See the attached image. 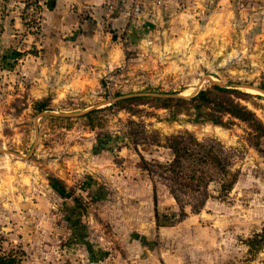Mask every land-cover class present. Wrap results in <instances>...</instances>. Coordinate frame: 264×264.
Returning <instances> with one entry per match:
<instances>
[{"label": "rangeland", "instance_id": "rangeland-1", "mask_svg": "<svg viewBox=\"0 0 264 264\" xmlns=\"http://www.w3.org/2000/svg\"><path fill=\"white\" fill-rule=\"evenodd\" d=\"M23 1L27 6L32 2ZM241 3L243 6L238 7L247 9L245 24L250 26L243 28L242 35L237 38L235 34L229 36L226 51L220 43L209 47V43L194 45L188 42L177 44L171 50L164 49L161 54L156 49L146 54L142 49L129 52L132 56L128 64L105 80L102 100L109 104L93 113L91 121L84 116L98 109L73 111L81 107L68 105L62 107L59 114L38 116L29 111L23 119L1 127L0 181L4 182H0V264H18L15 259L26 261L27 258L19 249H14V255L1 250L2 242H9L1 229L4 219L11 217L5 206L9 204L6 199L13 192L17 193L16 185L12 187L5 183L11 177L19 179L20 195L27 193V179H30L31 193L37 196L45 192L50 196L53 209L60 217V210L67 211L70 205L57 193L77 199L79 213L95 215V240L109 249L106 251L109 256L115 250H120L123 257L129 254L122 260L126 264H150L158 255L166 262L170 261L169 264H264V129L221 115L215 106L189 108L185 112L189 103L173 101L191 98L211 85L227 87L233 92L225 98L216 97V106L225 107L226 99H229L249 110L264 126V93L256 90H264V0H241ZM24 17L27 20L28 14ZM173 106L179 107V113H175L177 110ZM27 108L14 106L13 115ZM212 117L221 120L222 124L209 122ZM194 118L199 121H189ZM184 131L200 141L219 142L226 149V160L231 173L236 175V182L228 194L219 195L216 184L219 176L213 175L214 181L209 186L211 197L200 213L191 215L190 207L184 205L190 214L184 221L155 236L151 233L147 238L148 250L135 249L131 246L134 240L130 229L139 222L150 224L155 219L150 218L149 209L142 221L132 217L130 211L138 212L139 203L133 202L148 195L151 186L137 156L134 155L132 160L121 158L119 163L110 154H114L116 145L127 143L125 133H129L147 163L163 164L172 156L162 147L164 136ZM96 137L101 145L112 149L111 152L93 155L90 146L95 144ZM156 139L160 146L154 142ZM75 142L83 147L79 154L83 160L82 171L78 174L69 172L64 177L54 169L65 164L63 146L68 145L70 151ZM72 156L73 153H67L68 165H73L70 164ZM88 173L95 176L97 185H88ZM46 179L54 181L57 193L45 186ZM152 182L159 201L161 216L158 224L169 226L178 222V209L170 200L166 186L157 176ZM133 195L137 197L135 200L129 198ZM181 201H188V196L182 195ZM8 226L13 224L9 222L5 227ZM147 228L152 229L151 226ZM36 235L50 248L61 245L58 239L55 242L47 240L52 238L47 234ZM254 236L257 238L253 249L248 251L244 243ZM53 252L48 251L46 256H55V250ZM57 260L59 264H71L63 254L58 255Z\"/></svg>", "mask_w": 264, "mask_h": 264}, {"label": "crops", "instance_id": "crops-1", "mask_svg": "<svg viewBox=\"0 0 264 264\" xmlns=\"http://www.w3.org/2000/svg\"><path fill=\"white\" fill-rule=\"evenodd\" d=\"M240 5L241 0H32L27 6L23 0H0V129L6 123L23 119L29 111L41 116L59 114L62 107L68 105L81 107L73 111L86 112L104 107L109 104L102 100L105 80L128 64L131 51L142 49L146 54L156 49L161 54L164 49L171 50L177 44L188 42L209 43V47L220 43L226 51L229 36L235 34L237 38L243 28L250 26L245 24L247 9H240ZM134 6L141 9L138 15L132 14ZM23 14H28L30 20ZM37 103L44 105L41 112L34 108ZM14 106L28 108L13 115ZM63 147L65 164L54 170L58 169L64 177L69 172L78 174L82 171L83 160L79 154L83 147L77 142L70 151L68 145ZM59 148L61 150L62 146ZM90 149L93 155L112 150L101 145L98 137ZM68 152L74 155L70 163L73 165H68ZM113 152L111 157L119 163L126 157L132 160L134 155L139 159L127 143L116 145ZM142 171L151 190L143 197L129 196L137 198L133 203H139L138 212L130 211V214L142 221L149 209L150 218L155 221L139 222L130 232L134 240L131 246L146 251L151 233L155 236L166 231L190 214L169 226L159 225L157 191L147 173ZM87 175L88 185H97L95 176ZM11 178L5 183L16 185L17 193L13 192L6 199L9 204L5 206L11 217L4 219L1 229L9 242H2L1 250H8L12 255L14 249L21 250L27 258L26 261L15 259L18 264H59L56 257L62 254L71 264H126L122 260L129 254L123 257L120 250H115L109 256L106 253L109 249L95 240V215L79 213V201L58 194L53 180H44L45 186L70 205L67 211L60 210L61 217L55 213L50 196L45 192L37 196L31 193L30 179H27V193L20 195L19 179ZM9 222L13 226L5 227ZM82 222H86L85 225ZM40 232L52 237L47 240L58 239L61 245L51 248L45 245L36 235ZM54 250L55 256L48 258V251L54 253ZM169 262L158 255L150 264Z\"/></svg>", "mask_w": 264, "mask_h": 264}, {"label": "trees", "instance_id": "trees-1", "mask_svg": "<svg viewBox=\"0 0 264 264\" xmlns=\"http://www.w3.org/2000/svg\"><path fill=\"white\" fill-rule=\"evenodd\" d=\"M232 92L233 89L211 85L209 88L199 91L191 98H176L173 101L175 103L181 101L189 103L185 112H188L189 108L191 110H196L203 106H215V108L219 109L217 112L221 115H228L229 117L250 123L254 126L257 125L258 128L264 129V126L249 110L243 106L232 103L229 99H226L227 104L225 107H223V105L216 106V97L225 98ZM116 104L117 103L112 105ZM43 107L44 105L42 103H37L34 108L37 112H41ZM173 108L177 110L175 113H179V107L173 106ZM101 110L103 109L93 110L84 117L91 121L93 113ZM208 120L214 124H222L221 120L214 119V117ZM189 121L195 123L199 120L194 118L189 119ZM128 123L137 126L134 122L129 121ZM143 130L142 127V131ZM154 134L160 136V134L156 132ZM125 138L127 139V146L138 154L142 167L146 171L148 177L152 180L154 176H157L166 186L169 195L174 199L177 206L178 221L183 220L188 215L184 209V205L190 207L189 213L191 214H198L201 212L207 200L211 197L209 195V186L214 181L213 175L219 176L218 181H216L219 195L224 196L228 194L236 182V175L231 173L230 165L226 160V149L217 141L211 139L200 141L187 131L175 135L164 136V145H162V147L169 150L172 156L170 161L158 164L153 161L147 163L144 160L140 153H138L137 145L129 133H125ZM154 142L157 146L161 144L157 139ZM182 195L188 196V201H185V203L181 201ZM156 217L158 220V215ZM256 238L257 236H254L245 241L244 244L247 246L248 251H252ZM260 242L261 241H259L258 244Z\"/></svg>", "mask_w": 264, "mask_h": 264}, {"label": "built area", "instance_id": "built-area-1", "mask_svg": "<svg viewBox=\"0 0 264 264\" xmlns=\"http://www.w3.org/2000/svg\"><path fill=\"white\" fill-rule=\"evenodd\" d=\"M140 11H141V9H140L139 6H134L133 10H132V14L133 15H138L140 13ZM27 19H28V21L30 20V18H27Z\"/></svg>", "mask_w": 264, "mask_h": 264}, {"label": "water", "instance_id": "water-1", "mask_svg": "<svg viewBox=\"0 0 264 264\" xmlns=\"http://www.w3.org/2000/svg\"><path fill=\"white\" fill-rule=\"evenodd\" d=\"M257 91L261 92V93H264V90H260V89H256Z\"/></svg>", "mask_w": 264, "mask_h": 264}]
</instances>
